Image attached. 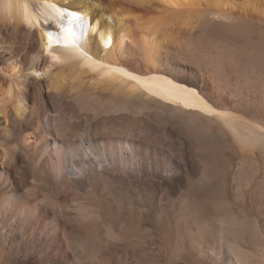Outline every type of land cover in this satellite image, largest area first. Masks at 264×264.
Wrapping results in <instances>:
<instances>
[{"label": "bare ground", "instance_id": "1", "mask_svg": "<svg viewBox=\"0 0 264 264\" xmlns=\"http://www.w3.org/2000/svg\"><path fill=\"white\" fill-rule=\"evenodd\" d=\"M72 13L82 17L77 24ZM64 28L74 47L63 46ZM53 104L54 118L46 109ZM155 106L216 123L207 128L230 152L224 191L221 164L207 165L203 136L182 118L195 162L170 157L182 171L166 181L170 207L158 199L164 153L148 142L147 127L165 112ZM130 142L141 146L137 162ZM0 170V264L4 237H19L11 224L28 220L34 204L39 227L56 218L74 252L130 247L135 238L170 246L176 235L185 245L210 224L235 264H250L248 250L229 238L252 233L255 184L264 179V0H0ZM75 206L91 216L66 222L62 214ZM108 225L122 234L118 243L105 236ZM43 230L32 242L48 240Z\"/></svg>", "mask_w": 264, "mask_h": 264}, {"label": "rangeland", "instance_id": "2", "mask_svg": "<svg viewBox=\"0 0 264 264\" xmlns=\"http://www.w3.org/2000/svg\"><path fill=\"white\" fill-rule=\"evenodd\" d=\"M180 69L182 71L181 72L182 75L185 78H189V79H193L194 81H197L198 83H200L202 85V87H204V89L210 91V89H209L210 83H207V82L204 83L202 80H200L201 79L199 77L200 75L198 73H196V71L193 70V72L195 73L194 75H189L190 72H192V70H191L192 68L191 69L189 68V70H188L187 67L185 68L184 66L181 65ZM201 82H203V83H201ZM56 108L57 107L55 106V104H53V106H50V105L46 106L47 111H49L48 113L51 115H53V114L55 115ZM153 109L159 113L165 112L164 114L161 113L163 115L162 119H159L156 122L151 121L150 122L151 124L148 125V127H147V129L150 128V130L151 129L153 130V134H152V130L149 134V137H148L149 141L148 142L150 143V141H151L152 143H150V144H152V145L154 144V142H155V144H158V142H159L158 145L161 147V149L163 151V152L160 151L161 155L164 153L161 157V160H158L159 162L157 163L158 164L157 166L159 167V169H161L162 172H165V174H164L165 177H163L162 179H160V178L157 179L156 184H158L157 185V187H158L157 197H159L158 199L162 200L163 204H165V205L168 204L169 198L167 196V189L169 186L166 183V181L167 182H169V180L171 181L172 177L176 173L179 174V172L182 171L181 170L182 166H178L177 163L183 162L185 153L189 158L188 164L190 167H192L193 163L195 162L194 153H193L195 151V149H194L195 146L193 145V143H191L192 142L191 139L188 140L189 139L188 136H187V138H185L186 136L181 132L180 125L178 124V123H181L182 118H184L186 120V122L189 124V127L191 128V135L201 134L203 136V141L205 144L204 145L205 153L207 156L206 161L208 160L207 162H209V163H207V165L209 164L208 166H210V167L214 166L215 160L221 164L220 169H219V171H221V173H220L221 178H220L217 185L220 187V189L222 191H224L227 187V185H226L227 177L225 174H226V169L228 168V166L226 164V160H227L230 152H229L228 146L226 145V143L221 141L222 139H220V137H217V136L215 137V135L210 134V131H209L210 127L211 128L215 127L216 123L211 121L210 119H207V118L200 116V115H197L195 113H190V114L185 113V114L181 115L182 113H180L178 111H167L165 108H163V107L161 108L160 106H158V107L155 106V107H153ZM40 110H41V102L38 100L37 105H36V111L38 112ZM54 115H53V118H54ZM177 115H178V117H177ZM169 118L173 119L176 123L169 124L168 121H166ZM153 124H155V125H153ZM165 125H166V127H165ZM149 126H151V127H149ZM197 126H198V128H196ZM207 127H209V129ZM168 130H169V132H167ZM170 131H171V133L172 132L173 133L171 134ZM157 132H158V134H157ZM169 133H170V135H168ZM155 134H156V136H154L155 137L154 138L153 135H155ZM159 134H160V137L158 136ZM151 137H153V138H151ZM152 139H153V141H152ZM130 143L134 144L133 145L134 149L137 148V150L139 151L140 148H138V146H140V145L138 143H132V142H130ZM160 144H162L163 146ZM53 145L51 146V148L54 147ZM127 147H130V145H127ZM185 148H186V150H185ZM137 150L133 152V154L135 155V157H134V159L136 160L135 162H137L140 159V156H138L140 151L138 152ZM166 152H170V153H166ZM190 153H192V154H190ZM154 157L155 156H149V160L151 161V159H153ZM165 157H167V158L165 159ZM170 157L171 158L176 157V158H174V160H177V163L176 162L174 163V160L171 161ZM210 160H213V161H210ZM162 163H164V164H162ZM166 163H168V164H166ZM1 173H2V170H0V176H1ZM164 179H165V182H164ZM165 185H166V187H165ZM255 187H256V191L253 194V207H254L253 213L255 216V220H253L251 222L252 233L249 236H247L246 238L230 237L229 240L240 243L241 245H243L248 250L250 264H264V179L261 181H258L255 184ZM176 197L178 198L179 195H177ZM61 201L64 205H66V203L68 201L71 202V198L62 197ZM242 201H243L242 197H239L238 203H241ZM181 206H182V203L180 205H178V207H176L177 209L175 208L176 213L179 215H181L180 214L181 211H179V208H181ZM164 207H166V206H164ZM168 207H170L169 204H168ZM73 208L75 210L68 209V212L66 211L67 214H65L64 216L62 214L61 217H64L66 222H69L68 220H70L68 217L74 219V218H77L79 215H81V216H79L78 218H81L82 216L83 217L91 216V215H89V213H91V210H89V209L87 211L86 208L81 207V206H79V207L75 206ZM77 208H79L80 210ZM36 209H37V207L34 204L33 208H32L33 214L30 216V218H28V220H24L22 217H20L21 219L17 218V220H15L11 224L9 231L11 233L18 234L19 237L17 236L16 238H11V236H10L11 234L8 232L7 235L4 237V239L2 240L1 248L6 255L7 264H41V262L43 260H45V257L46 258L50 257L51 259H54V261L57 262L56 264H83V263L90 264V261H92L91 264H174V263L175 264H178V263L179 264H223V263L224 264H235V261H237L236 256H234V255L231 256L228 253L227 249L223 248L225 246H223V244L220 243L218 236H216L213 233V231H212L213 227L211 228L210 224L209 225L206 224L205 233L204 232L199 233V235L198 234H191L188 237H186L185 238V240H186L185 245H183L180 235H176L173 239L174 241H172L173 243H171L170 246H169V244L168 245L163 244L159 240L157 241L158 243L156 242L154 245V242L152 244V241H150V240H148L149 241L148 242L146 240H139V239L135 238V239H132V242H131L132 246H130V247H124V246L118 247V246H116L117 248L113 247V249L111 247V249L108 248L105 250V252H102L104 255L102 253H93V254L87 253V254H91V255H86V254H84L86 252H84V250H82L83 248L82 249L79 248L80 250L79 249L77 250V248H76V250L74 252V248L72 249L70 242H68L67 233L65 235L62 232V230H60L56 227V224H57L56 218H54V219L50 218V219L46 220L47 222H45L43 225L46 230H43L42 227H39L38 222H37V217L35 215L36 211H37ZM73 213H75V214H73ZM256 214H258V216L260 218L257 217ZM261 215H263V217H261ZM177 217H178L177 218L178 222H179V220H180V222H182L181 218L184 220L183 213H182V216L177 215ZM24 221H25V223H24ZM234 224H238V223L234 222ZM71 225H72V223H71ZM71 225L69 223V228H67V232L71 230ZM48 228H50L51 230L50 229L48 230ZM106 228H108V229H106ZM112 228L113 227L112 226L110 227L109 225L104 226L103 227L104 232H105L104 234L107 237V239L110 241V243H112V242L118 243V240L120 239L118 237H121L122 234L119 233L120 231L112 229ZM25 229H27L26 230L27 232L25 231ZM207 229H208V231H207ZM37 230L38 231H42V230L45 231L44 233L46 234L48 240H46V242L44 244H37L36 241L32 242V239L34 237V233ZM92 230H95V229H92ZM113 230L117 233L115 234V232ZM55 233L59 234L58 235L59 241L56 243H52L53 236H55L54 235ZM117 234H119V236H116ZM180 241H181V243H180ZM136 243H138V245ZM179 244H181V247H184V248L179 247L180 246ZM160 246H161V248H160ZM85 248L87 249V247H85ZM132 248H133V250H132ZM69 249H71L72 251L71 250L69 251ZM134 249L137 251H135ZM181 249L182 250L184 249V250L181 251ZM184 251H185L186 255L184 254ZM81 252H83V254L85 256L83 254H81ZM182 252L184 255L182 254ZM94 254H95V256H93ZM87 256H88V258H87ZM181 256H184V257L182 258ZM83 258H84V260H83ZM92 258H94V259H92ZM176 258H178V259H176ZM181 258L184 261L183 260L181 261ZM86 259H89L90 261L88 260V263H87ZM174 259L177 260V262H175ZM75 260H77V261H75ZM172 260L174 263L171 262ZM178 260H179V262H178ZM80 261H81V263H80ZM82 261H83V263H82Z\"/></svg>", "mask_w": 264, "mask_h": 264}, {"label": "snow or ice", "instance_id": "3", "mask_svg": "<svg viewBox=\"0 0 264 264\" xmlns=\"http://www.w3.org/2000/svg\"><path fill=\"white\" fill-rule=\"evenodd\" d=\"M61 16L63 15L62 13L60 14ZM73 18L76 17V14L75 13H72L71 14ZM64 31V37H63V46L64 47H74L75 46V43L73 41V39L71 38V30L69 28H64L63 29ZM51 37H49V41H50V45H51ZM58 44L60 43V39L57 38V41H56Z\"/></svg>", "mask_w": 264, "mask_h": 264}]
</instances>
